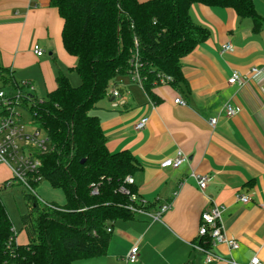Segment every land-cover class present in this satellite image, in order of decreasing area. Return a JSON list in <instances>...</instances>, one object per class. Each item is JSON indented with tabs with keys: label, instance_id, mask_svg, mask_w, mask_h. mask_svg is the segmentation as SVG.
<instances>
[{
	"label": "crops",
	"instance_id": "1",
	"mask_svg": "<svg viewBox=\"0 0 264 264\" xmlns=\"http://www.w3.org/2000/svg\"><path fill=\"white\" fill-rule=\"evenodd\" d=\"M50 1L0 0V63L16 82L30 83L37 96L41 87L47 94L56 89L59 72L70 80L69 71L77 65L64 48V21ZM253 1L263 20L258 29L232 8L191 7V18L209 38L183 59L182 90L156 88L160 103L155 105L137 82L123 77L116 89L125 104L113 109L114 98L108 97L107 111L101 102L99 111L106 113L98 117L109 151L128 150L142 166L133 177L139 196L152 213L172 207L161 221L138 215L117 222L107 256L84 264H129L125 258L137 244L135 264H206L195 246L202 214L214 206L224 209V232L240 245L238 250L219 245L215 252L239 264L253 257L264 263V0ZM227 44L232 50L224 52ZM35 47L43 51L41 57ZM234 73L242 80L230 85ZM178 98L186 106L177 105ZM227 104L237 109L235 117L226 116ZM145 118L149 123L137 131ZM179 150L189 162L163 169L161 163ZM193 174L210 177L204 190ZM239 195L251 200L244 204ZM16 241L20 244L18 236Z\"/></svg>",
	"mask_w": 264,
	"mask_h": 264
},
{
	"label": "trees",
	"instance_id": "2",
	"mask_svg": "<svg viewBox=\"0 0 264 264\" xmlns=\"http://www.w3.org/2000/svg\"><path fill=\"white\" fill-rule=\"evenodd\" d=\"M194 4L232 8L240 19L251 20L254 29L262 25L253 0L50 1L64 21V48L77 59L69 72H75L81 84L74 87L59 72L56 89L31 112L50 144L48 153L38 156L39 175L62 190L66 203L41 205L35 195L24 192L29 208L22 217L27 243L9 246L16 239L14 226L0 198V264H74L102 258L109 252L115 224L136 219L130 206L140 207L139 203L118 190L142 166L128 150L109 151L101 121L91 112L100 110L98 105L111 97L120 78L134 81L136 70L155 105L160 101L154 90L166 86L159 83L161 75L172 78L169 86L182 90L183 59L209 38V32L191 18ZM0 83L6 90L23 89L1 63ZM93 185L99 189L97 195H92ZM129 189L140 197L135 184ZM146 209L151 211L149 204ZM197 244L212 248L208 237Z\"/></svg>",
	"mask_w": 264,
	"mask_h": 264
},
{
	"label": "built area",
	"instance_id": "3",
	"mask_svg": "<svg viewBox=\"0 0 264 264\" xmlns=\"http://www.w3.org/2000/svg\"><path fill=\"white\" fill-rule=\"evenodd\" d=\"M230 44L224 45V52L231 51ZM35 54L39 57L43 55L38 47H35ZM134 82H137L142 88V80L139 73L132 72ZM241 76L238 73L229 79L230 85H235L241 82ZM172 78L169 76L161 75L159 77V83L161 85H168L172 83ZM23 89L9 90L3 89L0 86V165H5L10 171L11 177L0 185V189L11 188L16 182L22 184L26 190L35 195V189L32 187V183H40L43 178L39 175L41 169V161L39 155L48 153L50 149L49 138L46 132L39 126L34 124L32 109L43 103L42 99L36 98L33 95V86L30 83H24ZM143 90V89H142ZM111 97L114 98L111 105L113 109H118L125 104L119 90L114 89L110 92ZM177 105L186 106V102L178 98L175 100ZM225 114L227 117H235L238 113L231 104L225 106ZM24 117L29 119V123L36 129L42 130L45 133L44 139L39 138L40 132L34 134L27 133ZM149 123V118H145L136 124L135 129L137 131L143 130ZM217 119H212L210 125L215 127ZM189 162L188 156H186L181 150L177 151L175 157L166 158L162 163L163 169H178L184 164ZM199 184L201 190H204L210 181L208 176H200L193 174ZM134 179L132 176H128L124 185H122L118 192L122 195L128 196L133 203H139L140 207L130 206V210L137 215H143L151 218L153 221H161L163 215L171 209V205H163L156 213H152L146 209L148 202L143 198L138 197L132 193L129 186L134 185ZM92 195H97L99 189L96 186H92ZM36 196V195H35ZM37 197V196H36ZM238 200L244 204L249 203L250 196H238ZM223 212L224 209L214 206L211 209L205 211L201 217V225L199 228V239L210 238L212 242V248L205 250L200 246H195L197 250L205 255V263L213 264L215 262H224L225 264H239L232 259L225 260L221 255L215 252V248L219 245H225L231 250H238L240 248L239 243L235 239L228 238L223 228ZM14 236L17 237L16 230L13 229ZM111 232V229H108ZM17 243L16 239H11L9 246ZM139 258V245H135L125 258L129 264H135ZM248 264H264L258 257H253Z\"/></svg>",
	"mask_w": 264,
	"mask_h": 264
},
{
	"label": "rangeland",
	"instance_id": "4",
	"mask_svg": "<svg viewBox=\"0 0 264 264\" xmlns=\"http://www.w3.org/2000/svg\"><path fill=\"white\" fill-rule=\"evenodd\" d=\"M124 81L127 82L129 80L124 79ZM70 82L74 87H78L81 84V80L75 72H72L70 74ZM23 84H21V86H23ZM0 86H1V83H0ZM7 89H9L10 92H13V89L11 87H7ZM40 90L42 92L39 93L38 96L36 95L37 93L35 94V90L33 91L34 92L33 95H35L39 99H46L48 95L46 93V90H44L42 87ZM100 105L101 103L98 105V107H101ZM103 105H105V110L106 109L107 111L110 110V98H106L104 101H102V106ZM98 112H100L99 113L100 117L104 116L105 111L103 110L101 111L93 110L91 112V115L98 116ZM24 122L26 123L25 127H26L27 133L34 134L38 131L40 132L39 138L41 139L46 138L45 133L42 130L36 129L33 126H31L29 123V119H27L26 117H24ZM10 177H11V174L8 168L5 165H0V184L4 180H8ZM26 191H27L26 188L18 182H16V184L11 188H2L0 190V198L3 201L4 205L6 206L8 214L13 222L14 229L16 230V233L18 236V242L20 244H24L27 242V234H26L25 227L22 221V217L28 214L29 212L28 203L25 201V198H24V192ZM34 192H35V195L37 196V199L40 201L41 205L54 204L59 207H62L66 203V198L62 190L53 188L50 185V183L46 181L45 179L41 180L40 184L37 185ZM87 261L88 260H78L75 264H84V263H87Z\"/></svg>",
	"mask_w": 264,
	"mask_h": 264
}]
</instances>
